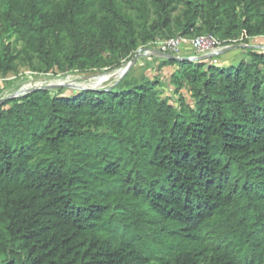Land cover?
Wrapping results in <instances>:
<instances>
[{"label":"trees","instance_id":"16d2710c","mask_svg":"<svg viewBox=\"0 0 264 264\" xmlns=\"http://www.w3.org/2000/svg\"><path fill=\"white\" fill-rule=\"evenodd\" d=\"M123 1L137 16L118 0H0V28L24 42L0 50V77L35 56L95 73L173 33L264 36V0ZM249 50L232 66L164 59L193 102L154 78L2 103L0 264H264V51Z\"/></svg>","mask_w":264,"mask_h":264},{"label":"rangeland","instance_id":"374dc122","mask_svg":"<svg viewBox=\"0 0 264 264\" xmlns=\"http://www.w3.org/2000/svg\"><path fill=\"white\" fill-rule=\"evenodd\" d=\"M126 11L133 13L137 16V11L128 8L123 0H118ZM185 9V6L180 4L177 9L172 13V16L175 20L182 17V13ZM151 17H154V14H151ZM3 26L0 28V50H4L5 46L10 45V55L22 54V48L24 46L23 40L16 34L12 32L4 33L2 31ZM170 36H178L176 33L171 34ZM170 38V37H169ZM166 38H159L157 40H164ZM240 40L232 44H247L241 41L242 36L239 37ZM156 40V41H157ZM150 42L147 45L140 46V48L133 53L131 57H127L121 60V64L112 68H102L95 69V73L80 69L69 68L67 66L61 65L54 68H49V66L38 56H35L33 61L29 63L28 61L23 60L21 57L17 58L16 64L17 69L13 72L8 73L5 76L0 77V98L9 96L26 84L35 83V84H48L56 83L59 80L69 81L78 86L83 87H95V79L101 75L105 74H114L116 73L124 64H126L138 51H145V49L150 48L154 42ZM228 44V45H232ZM248 44L253 45H264V36H259L251 38ZM261 51H264L263 48L256 47ZM7 50H5L6 52ZM250 50L249 48L238 47L232 49L230 52H224L218 55H215L210 58H205L208 63L212 64H221L226 66L238 65L242 62L247 63L250 61ZM180 54L182 56H192L197 54V56H202L205 54H198L197 50L189 43L186 42L181 46ZM9 55V54H7ZM162 57L155 55H145L143 56L136 65H134L130 71L124 76V78L119 80V77H112L110 80L104 82L100 86L96 87L97 89H103L106 87L113 86L120 91L129 90L135 86L140 85L148 79H159L162 81V89L166 96H168L172 103L177 102L179 96L184 97L185 100L189 102L194 101V96L191 91V82L184 75L185 71L179 65H169L164 63ZM198 61V60H197ZM36 67V68H34ZM264 73V68H263ZM68 76V77H67ZM70 76V77H69ZM90 76H95L90 78ZM118 78V79H117ZM57 80V81H56ZM67 93L77 90L75 86H64L61 87ZM60 89V88H58ZM58 89H53L52 91H57ZM145 207V206H144Z\"/></svg>","mask_w":264,"mask_h":264},{"label":"water","instance_id":"95a60500","mask_svg":"<svg viewBox=\"0 0 264 264\" xmlns=\"http://www.w3.org/2000/svg\"><path fill=\"white\" fill-rule=\"evenodd\" d=\"M238 47H246V48L260 47V48L264 49V45L257 46V45H253V44H232V45H227V46L223 47L218 52L209 53V54H205V55L198 56V57L175 55L172 53H167V52L161 51L159 49H148V50H151V52L138 51L126 64H124L122 66V68L124 67L125 70H124L123 74L119 77V80L124 78V76L130 71V69L134 65H136L138 63V61L145 55H155L158 57L171 59V60H177V61H197V60H201V59H205V58H210V57H213L215 55H218V54H221L224 52H228V51L235 49V48H238ZM122 68H120V69H122ZM94 77L95 76H90V78H94ZM64 86H75L76 88L81 89V90H86V89H94L95 90V89H97L96 87H90V88L89 87H83V86L75 85L73 83H48V84L35 85L34 87L29 88V89H24V87H22L21 89H19L15 93H13L9 96H5V97L0 98V105L9 99L17 98V97L29 94V93L37 91V90H53V89H58V88H61ZM112 88H114V85L109 87V89H112Z\"/></svg>","mask_w":264,"mask_h":264},{"label":"built area","instance_id":"2783aa9c","mask_svg":"<svg viewBox=\"0 0 264 264\" xmlns=\"http://www.w3.org/2000/svg\"><path fill=\"white\" fill-rule=\"evenodd\" d=\"M240 39L229 40L232 43L238 42ZM242 40V39H241ZM189 42L194 49L197 50L198 54H209L218 52L225 45V41H220L212 34H203L193 38H187L184 36H176L170 37L164 40H157L150 46L148 49H159L161 51L172 53L175 55H181L180 49L181 46ZM145 49L147 52H151V50ZM192 57H198L197 54L192 55Z\"/></svg>","mask_w":264,"mask_h":264},{"label":"bare ground","instance_id":"6f19581e","mask_svg":"<svg viewBox=\"0 0 264 264\" xmlns=\"http://www.w3.org/2000/svg\"><path fill=\"white\" fill-rule=\"evenodd\" d=\"M124 70H125V68L123 67L122 69H119L116 73H114V74H105V75H101V76H99V77H97V78H94L95 79V84H94V86L95 87H98V86H100L101 84H103L104 82H106V81H108V80H110L112 77H120L122 74H123V72H124ZM68 77V76H67ZM70 77V76H69ZM118 79V78H117ZM57 81V80H56ZM56 83H69V81H65V80H59V81H57ZM35 85H40V84H35V83H29V84H26L25 86H24V89H29V88H32V87H34Z\"/></svg>","mask_w":264,"mask_h":264}]
</instances>
